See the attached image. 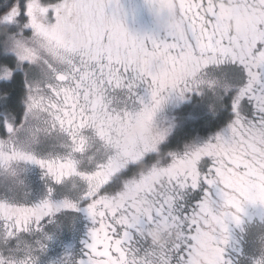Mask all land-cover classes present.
<instances>
[{
	"label": "snow or ice",
	"instance_id": "obj_1",
	"mask_svg": "<svg viewBox=\"0 0 264 264\" xmlns=\"http://www.w3.org/2000/svg\"><path fill=\"white\" fill-rule=\"evenodd\" d=\"M114 2L12 0L0 14V74L8 77L0 81L7 94L0 111L17 108L21 74L30 77L27 120L0 136V172L14 174L18 163L31 161L56 184L83 186L76 199L87 205L94 227L79 264H197L200 242L207 257L199 264H225L229 223L241 222L246 203L264 204V15L251 32L225 37L215 4L178 3L186 32L178 40L129 32L117 15L105 14ZM239 7L264 9V0H239ZM83 51L96 59L85 65ZM214 73L218 79L209 78ZM204 86L231 107L226 138L169 153L162 162L164 130L147 143L125 134L128 124L153 118L171 92L183 96ZM41 135L58 140L63 152L36 151ZM129 165L145 171L121 186ZM190 191L196 195L185 203ZM135 194L152 202L150 216L136 214ZM63 206L76 203L66 199ZM55 211L49 200L30 206L15 191L0 198V264H35L42 245L25 237L39 235ZM165 222L179 225L181 238L162 249L148 245L142 229ZM12 240L17 245L7 247Z\"/></svg>",
	"mask_w": 264,
	"mask_h": 264
},
{
	"label": "flooded vegetation",
	"instance_id": "obj_2",
	"mask_svg": "<svg viewBox=\"0 0 264 264\" xmlns=\"http://www.w3.org/2000/svg\"><path fill=\"white\" fill-rule=\"evenodd\" d=\"M178 3H191V0H176V4ZM105 14L109 16L117 15L128 31L133 34L143 35L158 32L153 27L150 17L144 13L141 0H115L114 3L105 7ZM256 22L247 33L251 32ZM159 33L161 36L164 35L162 32ZM81 40H83V37H81ZM95 59V55L88 51H83L80 54V60L85 65L90 64ZM209 78L218 79L219 73H214ZM26 83L27 78L25 77ZM207 88L209 87L204 86L199 91H188L183 96L176 92L168 94L162 106L166 113H170L172 120L163 121L162 123L167 128V134L158 146L162 162L168 157L169 153L183 155L189 147V143L198 147L210 142L217 136H224L225 138L228 136L230 123L233 120L231 107L230 105L221 104L219 111L212 110V106L209 107V104L212 105L213 102L212 99H209ZM138 91L144 97L145 102H148L150 96L146 89L141 88ZM24 95L22 100L18 102L17 108L15 110L11 109L13 116H16V119L14 117V121L9 123L11 124L9 125L11 131L14 127L17 128V131L23 127L22 122L25 121V115L27 114L26 90ZM198 100L205 103V114L197 113ZM2 115L6 117L5 114ZM8 122L10 121L8 120ZM157 122L160 123L156 119ZM197 123L204 124L203 128L198 129L196 127ZM185 125H188L189 128H186ZM10 130L5 129V134L11 132ZM143 142L147 143L148 141ZM52 143L54 146H52ZM34 147L42 155L63 152L58 140L45 135L38 138V143ZM257 151L260 152L261 150L257 149ZM255 159L256 157L253 156L247 162L251 164ZM168 162H170V158H168ZM15 167L14 174L0 172V198L5 197L9 191H15V194L30 206L38 205L41 201L47 199L56 208L53 215L41 225L39 235L25 237V241L29 245L33 242L42 245V247H37L35 250V264H79L86 251V245L91 240L90 233L94 227L93 221L87 212V205L82 199H76L77 193L83 186L75 183L56 184L46 174L45 169L31 161L20 162ZM144 171L143 167L138 168L129 165L122 170L121 186L123 181L131 182L136 174ZM236 175H239V173ZM50 188L52 189L51 192L49 191ZM196 191H199V189ZM196 191L187 193L185 203L196 195ZM135 195L137 198L133 208L136 214L144 217L150 216L153 207L152 202L143 195ZM66 199L75 202L76 208L65 209L63 205ZM140 199L149 202L151 205V212L147 216L143 215L142 211L138 212L135 207L137 200ZM240 216L241 222L239 224L229 223L226 240L222 243L225 264H264V204L259 202L255 204L246 203ZM161 224L168 225L170 229L174 230L172 238L163 247L154 245L147 235L149 228ZM161 224L146 225L142 229L141 235L146 239L148 245L162 249L178 241L182 233L179 225L170 222ZM15 245H17V241L12 240L7 247ZM196 252L199 258L197 264H199L200 260L207 257L205 243L200 242ZM129 259H131V256Z\"/></svg>",
	"mask_w": 264,
	"mask_h": 264
},
{
	"label": "clouds",
	"instance_id": "obj_3",
	"mask_svg": "<svg viewBox=\"0 0 264 264\" xmlns=\"http://www.w3.org/2000/svg\"><path fill=\"white\" fill-rule=\"evenodd\" d=\"M217 6L218 33L223 36L229 34L240 35L247 33L256 22L264 9H241L238 0H209ZM144 13L150 17L153 27L165 36L182 40L185 36L183 21L176 12V0H141ZM125 134L130 141H154L161 135V129L154 117L140 119L130 123L125 128ZM135 207L147 216L151 212V205L143 199L137 200ZM168 225L161 224L147 230L150 241L157 246H165L173 235Z\"/></svg>",
	"mask_w": 264,
	"mask_h": 264
},
{
	"label": "rangeland",
	"instance_id": "obj_4",
	"mask_svg": "<svg viewBox=\"0 0 264 264\" xmlns=\"http://www.w3.org/2000/svg\"><path fill=\"white\" fill-rule=\"evenodd\" d=\"M6 6H8V4L5 5L4 7H6ZM15 26H16L17 30H19V22H16L15 23ZM22 74H23L24 87H25V77L27 79L30 78V77L28 76V74H24V73H22ZM0 78L7 79L8 77L5 76V75H3V74H0ZM206 90H207V94L209 95V99H212V102H213L212 105L209 104V107L212 106V110L219 111L220 108H221V104H219L217 102V100H216V93L214 92V90L212 88H207ZM4 99L5 98L2 97L0 100H4ZM197 106H198L197 107V110H196L197 113H204L205 114V110H206L205 109V103H202L201 100H198L197 101ZM163 108L164 107L161 106V109L155 114V121L157 119L160 122V123L157 122L158 123L157 125L160 127L161 130H164L165 131V135H166L167 134V128H165V126H163L162 123H163V121L164 122H168V121L172 120V116L170 115V113H166ZM2 114H5L6 117L4 115H2ZM14 117L16 119V116H13L11 109H9L7 111H0V136L5 135V129H9L10 130L9 125H11V124H9V123H11V122L14 121ZM8 120L10 122H8ZM26 120H27V114L25 115V121ZM52 146H54L53 143H52ZM189 147H193V144L192 143H189Z\"/></svg>",
	"mask_w": 264,
	"mask_h": 264
},
{
	"label": "trees",
	"instance_id": "obj_5",
	"mask_svg": "<svg viewBox=\"0 0 264 264\" xmlns=\"http://www.w3.org/2000/svg\"><path fill=\"white\" fill-rule=\"evenodd\" d=\"M11 3H12V0H9L8 2V6L6 7H0V14L4 13L7 11V8L11 6ZM0 4H4V0H0ZM18 22V21H17ZM12 23H16V22H12L10 21L9 24H12ZM17 26V25H16ZM2 27V26H0ZM5 79L3 78H0V81H3ZM19 99H18V102H20L22 100V97H23V94H24V91H25V87H24V80H23V74H21V77H20V83H19ZM4 97L5 99L7 98V94L4 93V92H0V99ZM202 126H204V124H200V123H197L196 124V127L199 129V128H203ZM186 128H189L188 125H185Z\"/></svg>",
	"mask_w": 264,
	"mask_h": 264
}]
</instances>
